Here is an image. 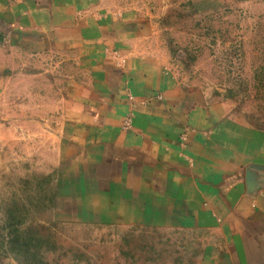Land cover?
Returning <instances> with one entry per match:
<instances>
[{
  "label": "crops",
  "instance_id": "0c3cea01",
  "mask_svg": "<svg viewBox=\"0 0 264 264\" xmlns=\"http://www.w3.org/2000/svg\"><path fill=\"white\" fill-rule=\"evenodd\" d=\"M125 4L0 0V71L9 50H47L68 67L70 169L98 185L100 217L193 233L202 264H264V127L139 60Z\"/></svg>",
  "mask_w": 264,
  "mask_h": 264
},
{
  "label": "rangeland",
  "instance_id": "374dc122",
  "mask_svg": "<svg viewBox=\"0 0 264 264\" xmlns=\"http://www.w3.org/2000/svg\"><path fill=\"white\" fill-rule=\"evenodd\" d=\"M119 1L137 9L139 60L264 127V0ZM10 51L0 71V264H202L193 233L115 227L97 214L98 185L77 183L62 131L75 102L68 67L47 50Z\"/></svg>",
  "mask_w": 264,
  "mask_h": 264
}]
</instances>
